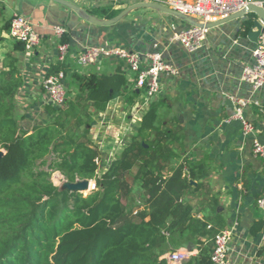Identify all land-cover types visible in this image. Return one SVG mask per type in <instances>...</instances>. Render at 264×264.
<instances>
[{"label": "crops", "instance_id": "0c3cea01", "mask_svg": "<svg viewBox=\"0 0 264 264\" xmlns=\"http://www.w3.org/2000/svg\"><path fill=\"white\" fill-rule=\"evenodd\" d=\"M65 1L81 11L58 0H0L1 25L20 14L42 34L31 59L24 53L13 52L20 58L23 77V84L14 96L21 129L31 132L35 125L49 120L40 82L48 68L59 61L53 26L62 24L68 30L64 38L69 44L65 61L69 68L65 80L69 98L77 89L73 71L111 75L121 67L127 79V85L114 94L104 110L91 107L90 138L99 150L98 174L106 172L130 144L151 103H157L164 123L178 118L184 126V152L182 159L175 160L173 165L185 158L205 163L207 175L199 180L190 179L193 187L201 183L200 188L186 191L182 201L192 205L195 216L209 218L211 224L219 217L223 228H232L227 264H264V209L257 205L264 190V163L253 152L255 138L264 143V113L253 103L245 108V116L255 124L256 134L244 136L241 121L233 117L235 105L230 98L234 95L258 100L264 106V85L254 89L243 78L244 66L255 62L253 51L258 42L249 36L248 22L256 14L211 27L205 44L189 52L172 37L191 24L170 12L138 7L109 25L93 23L86 17L89 13L99 19H110L142 0ZM257 1L264 6V0ZM110 11L117 13L109 17ZM9 30H4L0 38V70L6 54L13 51L14 43L6 40L12 38ZM89 45L123 46L145 53L159 51L179 73H163L161 93L148 100L144 90L136 87L133 73L122 60L103 59L80 66L78 54ZM166 233L174 238L162 257L167 258L175 250L187 252L189 258L199 253L196 236L189 232ZM167 259L169 264H181Z\"/></svg>", "mask_w": 264, "mask_h": 264}, {"label": "trees", "instance_id": "16d2710c", "mask_svg": "<svg viewBox=\"0 0 264 264\" xmlns=\"http://www.w3.org/2000/svg\"><path fill=\"white\" fill-rule=\"evenodd\" d=\"M10 23H0V38ZM62 42L68 43L64 36ZM24 50L15 40L0 70V264H169L162 255L174 237L166 232L196 236L199 253L181 264H216L215 237L224 223L195 216L182 201L186 191L200 188L190 179L207 175L205 163L185 158L173 165L184 152L181 121L164 123L152 102L130 144L99 175L91 107L104 110L127 85L121 67L111 75L73 71V96L63 106L48 105V122L26 132L14 103L23 77L13 52ZM59 71L68 73L65 62L48 74ZM56 171L70 183L94 180L96 189L61 188L51 179Z\"/></svg>", "mask_w": 264, "mask_h": 264}, {"label": "built area", "instance_id": "2783aa9c", "mask_svg": "<svg viewBox=\"0 0 264 264\" xmlns=\"http://www.w3.org/2000/svg\"><path fill=\"white\" fill-rule=\"evenodd\" d=\"M143 2H158L171 9L177 10L198 20L199 25H189L178 31L172 37L183 44L187 51L193 52L201 48L206 41L211 27L207 24L217 22L234 13L243 10L250 3L262 4L257 0H142ZM10 35L16 41L25 44L24 56L31 59L35 49L40 45L42 34L36 25L26 17L16 14L10 23ZM54 47L58 53V60L65 62L69 53V44L62 42L67 27L58 24L53 26ZM255 62L244 66L243 78L254 89L264 85V29L261 32L256 48L253 51ZM103 59H117L125 62L127 68L134 75V82L138 89L144 90L148 100H154L162 89L161 77L163 73L178 75L176 66L167 62L162 52H141L123 46L89 45L82 50L77 57L80 66L97 63ZM49 69V68H48ZM66 74L63 71L48 74V70L41 79V86L45 94V103L55 107L63 106L69 99L65 84ZM235 105L234 116L241 121L244 136H255L256 126L245 116V108L255 104L263 113L264 106L260 101L249 100L237 96H230ZM253 152L262 158L264 163V143L257 138L253 141ZM96 189V182L89 180V188L86 191ZM85 192V191H84ZM257 205L264 209V190L257 198ZM232 228H224L215 237V247L212 260L216 264H227ZM167 258L173 263H182L189 258V254L182 250H175L168 254Z\"/></svg>", "mask_w": 264, "mask_h": 264}, {"label": "water", "instance_id": "95a60500", "mask_svg": "<svg viewBox=\"0 0 264 264\" xmlns=\"http://www.w3.org/2000/svg\"><path fill=\"white\" fill-rule=\"evenodd\" d=\"M58 1L63 3V4L70 6L71 8H73L77 11H81V9L79 7L75 6L74 4L67 2L65 0H58ZM138 7H150V8L163 10V11L175 14V15L179 16L180 18H183L184 20H186L190 24H193V25H199L200 24L198 22V20H196L195 18L188 16L184 13H181L177 10L171 9V8L165 6L161 3H158V2H140V3L134 4L128 8H125L122 12H120L119 14H117L116 16H114L113 18H110V19H99V18H97L94 15L89 14V13L86 14V17L89 21H91L93 23L109 25V24H113V23L119 21L129 11H131L135 8H138ZM249 13H255L256 14L255 17L250 18V20H249V21H251V27L249 29V36L253 40L258 42L259 36L264 29V6L262 4L250 3L243 10H241L237 13H234V14H232V15L224 18V19H221L217 22L209 23V24H207V26L213 27V26L219 25L225 21L231 20V19L236 18V17L247 16ZM57 173H58L57 175H60V177L65 178L60 172H57ZM64 183L66 185V188H70L72 190L86 191L89 188V180H78L75 183H70L65 178Z\"/></svg>", "mask_w": 264, "mask_h": 264}, {"label": "rangeland", "instance_id": "374dc122", "mask_svg": "<svg viewBox=\"0 0 264 264\" xmlns=\"http://www.w3.org/2000/svg\"><path fill=\"white\" fill-rule=\"evenodd\" d=\"M6 40H8V42L9 43H14V39L13 38H9V39H6ZM7 45V44H6ZM103 169V168H102ZM58 171H56V172H54L53 174H52V177H51V179L53 180V182L56 184V185H58L59 187H61V188H66V185H65V178H63V177H60V175H57L58 173H57ZM102 171L100 170V172L99 173H101ZM85 192H88V191H85ZM138 191H136L135 192V194H138L137 193Z\"/></svg>", "mask_w": 264, "mask_h": 264}]
</instances>
